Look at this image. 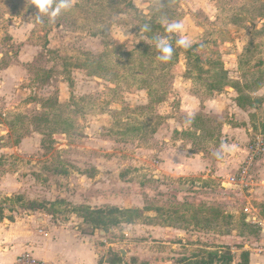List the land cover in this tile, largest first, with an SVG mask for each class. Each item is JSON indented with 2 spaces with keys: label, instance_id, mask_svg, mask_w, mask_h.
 Instances as JSON below:
<instances>
[{
  "label": "rangeland",
  "instance_id": "1",
  "mask_svg": "<svg viewBox=\"0 0 264 264\" xmlns=\"http://www.w3.org/2000/svg\"><path fill=\"white\" fill-rule=\"evenodd\" d=\"M37 14L0 0V223L45 216L92 233L99 264H252L253 251L264 264L250 244L260 225L225 184L264 140V0H72ZM164 20L193 46L176 47ZM157 37L173 43L167 63ZM187 145L230 157L200 203L159 187L162 153Z\"/></svg>",
  "mask_w": 264,
  "mask_h": 264
},
{
  "label": "crops",
  "instance_id": "2",
  "mask_svg": "<svg viewBox=\"0 0 264 264\" xmlns=\"http://www.w3.org/2000/svg\"><path fill=\"white\" fill-rule=\"evenodd\" d=\"M227 127L236 135H240V131L245 130L242 125L235 128L231 125H227ZM7 128L5 127V129ZM243 136L240 135V137ZM183 142L180 143L184 144ZM179 146L168 147L162 153L163 158L158 170L162 183L159 187L168 193H175L176 189L181 190L184 185H188L190 190L183 192L191 197L193 202L200 203L201 200L206 199V195L211 196L216 192V190L210 189L209 185L211 184L205 183V181L223 177L230 157H221L219 161L213 160L209 157L210 155L195 152L192 145ZM236 157V161H240L241 155L238 154ZM262 162L264 159L256 161L259 165ZM261 166L263 169L258 178L254 175L253 170L250 172V186L242 201L236 194L237 189L227 184L228 179L225 181L226 191L230 195V205L239 207L241 212L246 204L251 206V220L247 215L246 219L250 220L251 224L260 225L259 237L250 238V244L256 250L259 246L264 245V217L258 208L264 199V165ZM100 199L107 204L117 203L116 200L111 202L108 197ZM139 203H141L139 207L144 206V202ZM4 221L7 223H0V264H16L17 258L26 252L54 264H99L95 237L92 233L82 234L71 225H53L45 216L29 215L21 218L16 217L13 221H8L5 218ZM41 231L48 235L41 234ZM161 231V229H155L153 235L160 234ZM254 253L253 251L251 254L252 264H255V261L258 262L257 259L255 260L257 255Z\"/></svg>",
  "mask_w": 264,
  "mask_h": 264
},
{
  "label": "clouds",
  "instance_id": "3",
  "mask_svg": "<svg viewBox=\"0 0 264 264\" xmlns=\"http://www.w3.org/2000/svg\"><path fill=\"white\" fill-rule=\"evenodd\" d=\"M33 4L38 9L37 17L47 16L49 19H54L72 7V0H33ZM162 26L168 34L176 37L175 46L184 49H189L193 46V41L184 34V24L180 20H164ZM147 26L142 28L145 31ZM155 47L157 50L156 59L162 63H167L172 59L174 46L172 41L166 37H157ZM224 146L222 145V148ZM220 154L217 153V156Z\"/></svg>",
  "mask_w": 264,
  "mask_h": 264
},
{
  "label": "built area",
  "instance_id": "4",
  "mask_svg": "<svg viewBox=\"0 0 264 264\" xmlns=\"http://www.w3.org/2000/svg\"><path fill=\"white\" fill-rule=\"evenodd\" d=\"M264 152V140L263 139H258L252 146L251 149V156L249 158V161L247 162L246 166H243L236 175L231 176L227 184L229 186H233L237 189L236 194L239 196L240 201L245 199L246 195V190L249 189L250 186V164L255 160L256 157L261 155ZM226 193L229 194V192L226 191ZM243 212L247 217L249 216L252 217L251 215V206L245 205ZM251 220V218H250ZM249 220V221H250ZM41 234H45L43 231H41ZM46 236L48 235L47 233L45 234ZM258 249L264 253V245L259 246ZM16 264H54L49 261L41 260L36 258L33 254L26 252L20 255L17 258Z\"/></svg>",
  "mask_w": 264,
  "mask_h": 264
},
{
  "label": "water",
  "instance_id": "5",
  "mask_svg": "<svg viewBox=\"0 0 264 264\" xmlns=\"http://www.w3.org/2000/svg\"><path fill=\"white\" fill-rule=\"evenodd\" d=\"M181 190H183V191H189L190 188H188V187H182ZM120 253H121L123 256H126V254H127L126 251H124V250H120Z\"/></svg>",
  "mask_w": 264,
  "mask_h": 264
}]
</instances>
